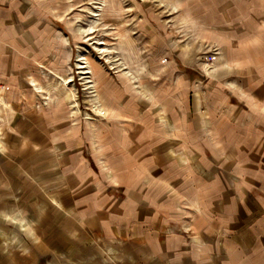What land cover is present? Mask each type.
I'll use <instances>...</instances> for the list:
<instances>
[{
	"label": "rangeland",
	"instance_id": "rangeland-1",
	"mask_svg": "<svg viewBox=\"0 0 264 264\" xmlns=\"http://www.w3.org/2000/svg\"><path fill=\"white\" fill-rule=\"evenodd\" d=\"M226 180L264 199V0H0V264H239ZM75 190L162 230L83 240Z\"/></svg>",
	"mask_w": 264,
	"mask_h": 264
},
{
	"label": "crops",
	"instance_id": "crops-1",
	"mask_svg": "<svg viewBox=\"0 0 264 264\" xmlns=\"http://www.w3.org/2000/svg\"><path fill=\"white\" fill-rule=\"evenodd\" d=\"M252 186L247 181L238 185L233 180H226L221 185L227 189L225 197H228V208L218 219L225 221L226 235L237 239V243L241 242L240 251L244 260L239 264H264V243L260 242L261 237H264V212L258 206L264 204V199L249 193L248 189ZM78 190L72 193L76 212H73L74 215L68 213L67 219L70 220L71 216V220H75L73 225L75 222L79 227L83 240L137 243L143 236L154 237L155 232L162 230L164 224H159L156 209L150 206L153 203H150L149 207L140 208V202L134 200L133 196L116 201L109 192L102 195L105 196L103 199L98 200L100 197L95 194L88 201L87 198L79 197ZM128 204L131 206H127ZM146 243L154 247L152 240L147 239ZM209 248L213 253V245Z\"/></svg>",
	"mask_w": 264,
	"mask_h": 264
}]
</instances>
